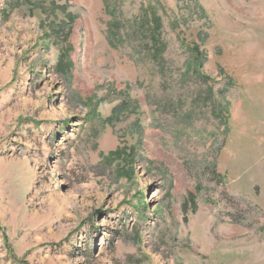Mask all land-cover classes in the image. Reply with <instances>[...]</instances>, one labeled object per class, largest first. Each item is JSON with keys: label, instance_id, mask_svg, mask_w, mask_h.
I'll list each match as a JSON object with an SVG mask.
<instances>
[{"label": "rangeland", "instance_id": "1", "mask_svg": "<svg viewBox=\"0 0 264 264\" xmlns=\"http://www.w3.org/2000/svg\"><path fill=\"white\" fill-rule=\"evenodd\" d=\"M0 264H264V0H0Z\"/></svg>", "mask_w": 264, "mask_h": 264}, {"label": "trees", "instance_id": "2", "mask_svg": "<svg viewBox=\"0 0 264 264\" xmlns=\"http://www.w3.org/2000/svg\"><path fill=\"white\" fill-rule=\"evenodd\" d=\"M114 29V31H117V28H113Z\"/></svg>", "mask_w": 264, "mask_h": 264}]
</instances>
